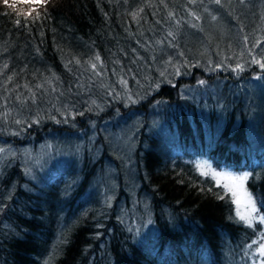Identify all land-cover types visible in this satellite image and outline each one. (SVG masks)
<instances>
[{
	"label": "trees",
	"instance_id": "16d2710c",
	"mask_svg": "<svg viewBox=\"0 0 264 264\" xmlns=\"http://www.w3.org/2000/svg\"><path fill=\"white\" fill-rule=\"evenodd\" d=\"M41 11L17 26L0 0V264H224L228 248L262 243L264 224L239 221L196 164L252 173L264 215V69L251 62L264 58V0ZM50 139L76 147L34 181L21 149Z\"/></svg>",
	"mask_w": 264,
	"mask_h": 264
},
{
	"label": "snow or ice",
	"instance_id": "6c2138e0",
	"mask_svg": "<svg viewBox=\"0 0 264 264\" xmlns=\"http://www.w3.org/2000/svg\"><path fill=\"white\" fill-rule=\"evenodd\" d=\"M215 2L219 4L220 0H215ZM241 2H243V0H241ZM2 3L6 8L11 9L15 13L17 17L15 24L19 26L21 24V17H23L25 21L31 20L33 23L39 20L42 16L41 10H46V6L50 3V0H11V2L10 0H2ZM5 14L7 15V13ZM169 35L173 34L169 33ZM245 40H247V37H245ZM256 46L257 45H253V47ZM249 54L252 55L251 49L249 50ZM96 59L99 60V56H97ZM78 62L79 61H77V63ZM251 62L259 65L261 69H264V58L256 59L255 55H253ZM92 67L95 68L96 65L93 64ZM237 69L243 70L240 65H237ZM9 79H11V77ZM257 79H260V77H257ZM200 83L203 84L204 81H200ZM17 123H19V121H17ZM3 151L4 149H0V152ZM196 168L200 170V175L210 177L215 182V186L223 190L222 193H215L217 199L223 200L225 196L230 195L232 203L237 207L236 216L239 218V221L243 222L248 227H252L253 222L258 217L259 222L264 223V215L258 214L256 199L252 192L246 187V183L252 176V173L244 172L243 174H235L232 171H216L210 165L199 162L196 164ZM208 191L211 192L212 189L209 188ZM241 206L245 209L243 213L240 211ZM2 210L3 208L0 207V211ZM229 219H232V217H229ZM261 238L264 239V233H261ZM253 243H256V241ZM248 247H251V245ZM257 251L261 257H264V243L259 244ZM262 264H264V261H262Z\"/></svg>",
	"mask_w": 264,
	"mask_h": 264
},
{
	"label": "rangeland",
	"instance_id": "374dc122",
	"mask_svg": "<svg viewBox=\"0 0 264 264\" xmlns=\"http://www.w3.org/2000/svg\"><path fill=\"white\" fill-rule=\"evenodd\" d=\"M191 90L193 93H195L197 97L201 95L206 96L207 93L210 91V89L204 87L192 88ZM258 91L262 92L263 89H260ZM203 105L205 112L206 110L209 111L208 109L210 107H207L205 103H203ZM196 112L197 115L199 114L198 117L200 116L202 120H204L205 122L207 121V119H203L204 117L202 115L200 108H197ZM190 116L192 117V113H190ZM153 121H156L154 116L151 117V122ZM164 124L166 125V123ZM125 131L122 130L121 132L119 131L118 135H120L119 136L120 140L118 139L117 136L115 137L116 141L118 142L117 143L118 148L128 147L126 146V142L130 143L128 137L131 133ZM1 146H4V143L0 142V147ZM75 147L76 145L74 141L70 142L69 140H64V139H50L33 150H29L27 147L22 148L21 149L22 156L20 157V159L24 163L27 175L30 178L34 179L35 181V178L39 180V176L42 175L40 173L45 172L44 169H48L50 167V164L54 163L57 157H59L62 154L69 157L73 153ZM8 151L10 152L11 149L9 148ZM59 159L60 158H57L58 163H59ZM240 211L242 213L245 211L243 206H241ZM256 220H259L258 217ZM252 242L254 241L251 240V244ZM262 243H264V239L262 240ZM258 247H259V243L255 244L250 249L249 253L244 249H240L239 251H237L238 252L237 255H235L233 248H228L225 253L224 264H262V261H264V257H261L259 255V252L257 251ZM176 264H207V263H205V261L201 259L192 261V258H187L186 261H184L183 259L180 263H176Z\"/></svg>",
	"mask_w": 264,
	"mask_h": 264
},
{
	"label": "bare ground",
	"instance_id": "6f19581e",
	"mask_svg": "<svg viewBox=\"0 0 264 264\" xmlns=\"http://www.w3.org/2000/svg\"><path fill=\"white\" fill-rule=\"evenodd\" d=\"M198 115H199V114H198ZM136 117H137V116H136ZM199 117H200V116H199ZM139 120H140V119H139ZM205 127H206V125H205ZM207 130H208V129H207ZM207 132H209V131H207ZM133 218H135V217H133ZM56 249H57V248H56ZM54 251H55V250H54ZM54 251H53V252H54ZM56 252H57V251H56ZM56 252H55V254H57ZM53 254H54V253H53ZM53 254H52V256H54ZM56 256H57V255H56ZM56 256H55V257H56ZM101 259H102V258H101Z\"/></svg>",
	"mask_w": 264,
	"mask_h": 264
}]
</instances>
